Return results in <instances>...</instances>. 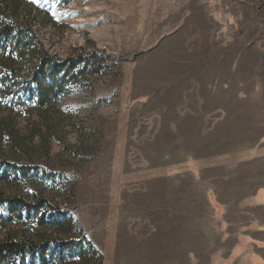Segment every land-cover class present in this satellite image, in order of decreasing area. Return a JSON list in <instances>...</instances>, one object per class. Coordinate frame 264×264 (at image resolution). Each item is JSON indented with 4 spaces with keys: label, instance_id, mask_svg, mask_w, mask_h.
Instances as JSON below:
<instances>
[{
    "label": "rangeland",
    "instance_id": "374dc122",
    "mask_svg": "<svg viewBox=\"0 0 264 264\" xmlns=\"http://www.w3.org/2000/svg\"><path fill=\"white\" fill-rule=\"evenodd\" d=\"M0 264H264V0H0ZM45 99V100H44Z\"/></svg>",
    "mask_w": 264,
    "mask_h": 264
},
{
    "label": "trees",
    "instance_id": "16d2710c",
    "mask_svg": "<svg viewBox=\"0 0 264 264\" xmlns=\"http://www.w3.org/2000/svg\"><path fill=\"white\" fill-rule=\"evenodd\" d=\"M17 25H7L0 29V36L3 37H10L15 30H17ZM45 100V99H44ZM1 204H8V205H25L23 199L9 196V195H0V205ZM25 251L34 252L36 248L34 245L29 243H24L21 241H4L0 243V260L7 255L11 254H22Z\"/></svg>",
    "mask_w": 264,
    "mask_h": 264
}]
</instances>
